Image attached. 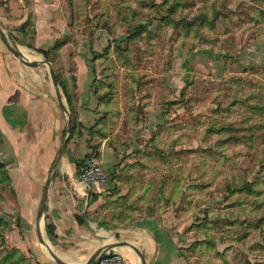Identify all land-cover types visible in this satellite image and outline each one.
Listing matches in <instances>:
<instances>
[{"label": "rangeland", "instance_id": "1", "mask_svg": "<svg viewBox=\"0 0 264 264\" xmlns=\"http://www.w3.org/2000/svg\"><path fill=\"white\" fill-rule=\"evenodd\" d=\"M92 3L113 31L89 59L112 218L169 213L187 264H264V0ZM5 229L0 264H28Z\"/></svg>", "mask_w": 264, "mask_h": 264}, {"label": "crops", "instance_id": "2", "mask_svg": "<svg viewBox=\"0 0 264 264\" xmlns=\"http://www.w3.org/2000/svg\"><path fill=\"white\" fill-rule=\"evenodd\" d=\"M81 1L0 0V26L32 65L23 64L0 39V163L9 179L7 196L0 199L5 242L28 264H57L54 257L63 264H85L103 247L124 255L125 264H187L181 252L185 237L167 220L169 213L141 214L121 223L111 214L116 207L111 204L113 181L83 187L77 180L76 162L91 146L98 149L108 174L117 164L114 149L90 132L100 103L92 90L89 59L103 51L111 36L91 20L99 9H82ZM56 43L61 45L50 60L35 51ZM43 61L51 64L55 76L74 77L71 109L59 84L57 96ZM65 108L71 130L60 153L67 136Z\"/></svg>", "mask_w": 264, "mask_h": 264}, {"label": "trees", "instance_id": "3", "mask_svg": "<svg viewBox=\"0 0 264 264\" xmlns=\"http://www.w3.org/2000/svg\"><path fill=\"white\" fill-rule=\"evenodd\" d=\"M87 1V3L91 6V7H93L92 5H93V3L92 4H90V2H91V0H86ZM95 7V6H94ZM100 11V10H99ZM109 16H110V11H105V12H100V13H97V14H95L94 15V18L93 19H91V20H94V21H96L97 23H99L100 25H101V27L102 28H104V29H106L109 33H110V36H111V32H113L111 29H110V27H109V25H108V22H109ZM87 20H88V18L87 19H85L84 20V22L85 23H87ZM60 43H56L51 49H49V50H42V49H35V51H37L38 53H41L43 56H44V58L46 59V60H50L51 58H50V54H52V55H54V54H56V52L59 50V47H60ZM109 45V44H108ZM92 71H93V69H92ZM94 72V71H93ZM62 74L61 73H59V74H56V79H57V81H58V84L60 85V87H61V89H62V92H63V94H64V96H65V99H66V103H67V105H68V107L71 109V106H72V96H71V92H74V88H75V80H74V77L73 76H71L70 77V79L68 80V79H66V78H62ZM94 81H95V79L93 80V82H92V88L94 87ZM95 93V95H96V97H97V99H98V101H99V103H100V105H101V101H102V95H100V94H98V92H94ZM98 123H99V119L97 120V123L95 124V126L94 127H92L91 129H90V132H91V134H95L96 135V130H97V128H98ZM72 137V134L69 136V139ZM91 155H93L94 157H96V158H98L99 159V151H98V149L95 147V146H91V152L88 154V155H86L85 157H89V156H91ZM81 161H82V159H80V160H78L77 162H76V167L78 168V166L80 165V163H81ZM0 170L2 171V179H4L5 181V186H6V184H8V181H9V179H8V176H7V174H6V170H5V168H4V165L3 164H1L0 163ZM0 182H3V181H1L0 180ZM129 189H130V187H129ZM118 191H119V189H118ZM116 192V189L114 190V193H117V194H119V200H118V198H117V200H112V203L114 204V203H116V205L118 206V204L120 203V204H123L122 203V195H120V193L119 192ZM151 212H152V214H162L164 211H162V210H154V208H151ZM139 215H141V214H138V215H136V217L134 216V217H131L130 219L131 220H133V219H135V218H137ZM130 220V221H131ZM4 221L2 220V219H0V227L2 226V227H4ZM12 250H16V249H14V248H12ZM17 251V250H16ZM16 253H18V252H16ZM21 258H22V256H21Z\"/></svg>", "mask_w": 264, "mask_h": 264}, {"label": "built area", "instance_id": "4", "mask_svg": "<svg viewBox=\"0 0 264 264\" xmlns=\"http://www.w3.org/2000/svg\"><path fill=\"white\" fill-rule=\"evenodd\" d=\"M76 177L83 187L96 184L106 186L110 182L109 174L103 168L100 160L93 155L82 158L77 168ZM93 264H125V257L108 249L99 255Z\"/></svg>", "mask_w": 264, "mask_h": 264}, {"label": "water", "instance_id": "5", "mask_svg": "<svg viewBox=\"0 0 264 264\" xmlns=\"http://www.w3.org/2000/svg\"><path fill=\"white\" fill-rule=\"evenodd\" d=\"M0 39L2 40V42L4 43V45L6 46V48L9 50V52L11 54H13L16 58H18L23 64L27 65V66H32L29 62L26 61V59L23 57V55L21 54V52L18 50V48L16 47V45L10 41V39L8 38V36L4 33V31L2 30L1 26H0ZM44 64L47 65L48 70H49V75L50 78L52 80L53 85L56 87V92H57V96H60L59 93V88H58V81L56 79V76L54 74V71L52 69L51 64L48 61H43ZM65 112L68 118V122H67V136L65 138V140L63 141L61 148H60V153L65 149L66 147V142H67V137L70 133L71 130V120H70V114L68 112V110L65 108ZM58 161H55V163L53 164V170L56 168ZM53 175V174H52ZM50 181V180H49ZM49 181L47 182V184L45 185L44 188V192H43V196L39 205V210H38V218L40 217V215L43 213L44 208H45V201H46V191L48 188V184ZM116 245H120V244H116ZM112 250L111 248L108 247H103V248H99L98 250H96L86 261L85 264H93L96 260V258L101 255L105 250ZM55 261L57 264H63L62 262H60L57 258H55Z\"/></svg>", "mask_w": 264, "mask_h": 264}]
</instances>
